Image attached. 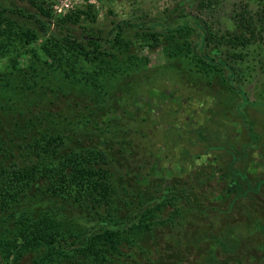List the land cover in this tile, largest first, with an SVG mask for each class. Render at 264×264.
<instances>
[{"label": "rangeland", "instance_id": "obj_1", "mask_svg": "<svg viewBox=\"0 0 264 264\" xmlns=\"http://www.w3.org/2000/svg\"><path fill=\"white\" fill-rule=\"evenodd\" d=\"M46 1L53 12L52 33L71 35L79 41L86 35L100 39L105 47L100 57L105 64L101 65L106 68L100 74H112L109 69L116 67L118 59V64L123 66L122 74L104 83L100 103L83 96L71 101L84 109L90 121L78 123L73 114L72 122L78 124L70 125L76 128V138L87 147L97 145L109 152L111 158L112 155L118 157L110 169L116 174L115 187L122 198L119 203L121 220L133 217L141 201L157 198L164 183L168 184L174 177H185L191 172L202 174L213 170V166L222 167L215 160L216 155L204 151V146L210 141L219 143L218 137H223L229 125L232 126L228 137L233 130L241 132L242 112L253 122L255 134L264 137V38L263 41L259 38L264 32L257 31L253 38L249 31L250 25L257 26L260 19L264 21L261 15L264 0ZM16 8L27 12L37 10L28 0H0V11ZM79 11L91 12L96 15V21L82 18L78 25L62 22L58 25L59 18ZM5 17L14 21L19 29L37 33L38 39L28 48L41 52L40 45L48 36L38 24L11 12ZM5 23L1 33L6 28ZM117 25L123 29V38L113 48L110 45L114 44ZM181 26L186 29L171 33L175 38L169 45H202L205 31L211 34L208 45H216L209 51L214 58H228L226 46H223L226 43L251 45L245 51L248 54L242 67L245 73L243 69L244 74H239L236 83L245 91L249 99L247 104H241L242 97L224 90L212 73L208 76L199 73L193 55L169 58L161 48L149 50L147 45L152 42L148 33L156 32L164 41L168 30L174 31ZM127 45L130 46L126 48ZM130 47L131 52L125 50ZM130 53L134 54L133 58ZM14 58L15 54L11 53L0 56V72L10 68ZM28 59L27 55L17 58L19 66H26ZM45 78L48 81V77ZM42 92L36 90L31 97L38 101L53 99ZM4 96L1 93L0 99ZM57 107L66 108L65 99H61ZM241 107L245 109L240 113ZM246 137L248 139L247 134ZM261 145L252 154L249 171L254 175L264 174V144ZM124 188L132 191L131 198L124 197L127 191ZM236 189L244 190L243 186L230 181L228 185L213 186L208 192L211 201L216 203ZM241 201L243 215L240 212L239 217L224 218L215 224L188 213V218L178 228L161 223L154 224L150 230H137L131 234L135 240L133 248L122 250L129 257H122L121 263L149 264L156 260L159 264L165 261L169 264H264V190L259 196L245 197ZM58 213L60 230L66 234L81 232L94 223L93 220L90 224L86 222L82 209L67 207ZM257 218L261 219L260 223ZM23 264H30L29 256L23 258Z\"/></svg>", "mask_w": 264, "mask_h": 264}, {"label": "trees", "instance_id": "obj_2", "mask_svg": "<svg viewBox=\"0 0 264 264\" xmlns=\"http://www.w3.org/2000/svg\"><path fill=\"white\" fill-rule=\"evenodd\" d=\"M28 1L36 11L27 12L21 8L0 11V29L6 22V28L0 32V56L15 54L10 68L0 72V94L6 95L0 99V264H23L25 256H29L30 264H123L122 257L128 258L129 254L122 250L133 248L135 240L131 234L137 230H150L154 224L161 223L175 229L188 218V213L208 224L239 217L240 212L243 215L242 198L259 196L264 190V174L254 175L249 171L253 151L261 148L264 137L255 134L253 122L241 113L245 109L241 107V132L233 130L228 137L232 126L229 125L220 137L222 140L218 137L219 143L210 141L204 146V151L216 155L215 160L222 167L213 166V170L202 174L191 172L185 177H174L168 184L164 183L157 198L141 201L140 206L135 207L138 212L135 210L133 217L121 220L119 203L122 198L115 187L116 174L110 169L118 157L112 155L111 158L109 152L97 145L87 147L76 138V128L72 129L70 125L90 121L84 109L71 101L83 96L100 103L104 83L122 74L123 66L118 64V59L116 67L109 69L112 74H100L106 71L101 65L105 61L100 60L105 48L100 39L93 35H86L88 39L83 37L82 41L71 35L57 36L51 32L53 12L47 1ZM7 12L39 25L48 36L40 45L41 52L28 48L38 39L37 33L19 29L14 21L5 17ZM261 15L264 18V8ZM82 18L94 22L97 17L91 12L79 11L59 18L58 25L61 22L78 25ZM249 27L254 38L257 31L264 32V21L260 19L257 26ZM185 29L181 26L174 31L168 30L164 41L160 39L162 35L148 33L152 42L147 45L149 50L161 48L169 58L193 55L199 73L206 76L212 73L224 90L242 97L241 104H247L249 99L245 91L236 83L248 57L245 51L251 45L226 43L223 46H226L228 58H214L209 51L216 45H208L211 34L206 31L202 45H169L175 38L170 34ZM115 31L114 44L110 45L113 48L123 38L121 25H117ZM259 38L263 41L264 35ZM125 50L132 51L131 47ZM23 55L29 59L21 68L17 58ZM91 73L94 75L89 77ZM36 90L50 94L53 99L48 97L46 101L44 98L38 101L32 98ZM61 99H65L66 108L57 107ZM73 114L78 123L72 122ZM230 181L243 186L244 190L236 189L232 195L213 203L209 189L228 185ZM131 192L128 189L124 197L131 198ZM67 207L82 209L86 222L90 224L93 220L94 223L81 232H61L58 212ZM256 221L260 223L261 219ZM149 262L159 264L156 260ZM164 264L169 263L165 261Z\"/></svg>", "mask_w": 264, "mask_h": 264}, {"label": "built area", "instance_id": "obj_3", "mask_svg": "<svg viewBox=\"0 0 264 264\" xmlns=\"http://www.w3.org/2000/svg\"><path fill=\"white\" fill-rule=\"evenodd\" d=\"M79 0H74L75 3H77ZM73 7V6H72Z\"/></svg>", "mask_w": 264, "mask_h": 264}, {"label": "water", "instance_id": "obj_4", "mask_svg": "<svg viewBox=\"0 0 264 264\" xmlns=\"http://www.w3.org/2000/svg\"><path fill=\"white\" fill-rule=\"evenodd\" d=\"M86 39H88V37H85Z\"/></svg>", "mask_w": 264, "mask_h": 264}]
</instances>
